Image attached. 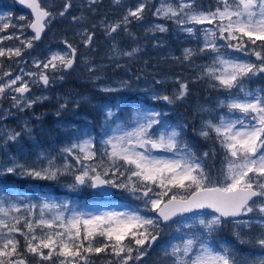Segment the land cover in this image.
Listing matches in <instances>:
<instances>
[{
    "label": "snow or ice",
    "instance_id": "obj_1",
    "mask_svg": "<svg viewBox=\"0 0 264 264\" xmlns=\"http://www.w3.org/2000/svg\"><path fill=\"white\" fill-rule=\"evenodd\" d=\"M97 2L89 0V5ZM20 3L26 5L33 15L26 25L33 31V36L21 41L24 48H32L33 41L41 38L56 15L64 16L72 7L71 0H65L63 10L53 14L41 5L40 0H20ZM114 3L119 4L120 0H114ZM147 6V0H139L137 6L128 8L120 20L104 23L105 34L111 37L122 29L134 35L129 32L128 25L133 20L142 21ZM154 15L174 20L181 26V31L189 35L202 32V46L197 50L185 48L182 59L191 61L197 52L216 53L211 63L204 66L201 78L210 80L214 88L223 89L228 99L219 101L220 105L226 106L230 112L243 114L249 119V124L245 125L241 118L229 119L224 116L218 117L216 123L212 120L203 122L198 134L207 139L214 133L224 154L222 166L215 175L212 167L206 164L210 152L205 151L197 156L190 145L181 139L186 125L166 126L164 131L152 136L150 130L153 125L161 123L159 118L162 115L155 111L137 112L142 122H138L134 129L103 141V155L108 157L106 167L102 158L97 165L83 164V161H92L97 156L92 138L64 150L74 155L80 165L74 170L68 163L57 167L54 158L48 159L47 167L26 166L15 159L10 166L0 164V176L14 174L39 180H56L72 171L74 183L71 187L89 184L93 188H123L142 200L147 212L153 213L149 216L136 209L99 214L71 211L68 215L66 213L70 210L66 204L46 200L39 206L37 215V206L25 205L20 197L19 203L10 202L7 205L0 200V264H27L25 259L20 258L22 253L17 234L24 238V251L37 257L39 264H51L54 257L58 258L59 264H92L91 255L100 253L111 254L115 264H135L157 242L161 225L185 214H192L189 219L202 226L208 237L225 223L234 225L238 237L245 230H252L256 224L260 229L256 242L264 246V89L254 93L244 86L246 79L264 74V0H217V6L208 10L198 7L196 0H178L176 4L162 3ZM72 20L82 21L83 16H73ZM198 25L214 27L198 29ZM9 26L3 24L4 29ZM149 30L164 33L168 28L156 24ZM82 35L86 37L83 43L88 46L95 34L84 29ZM221 40L226 43L218 44ZM64 43L69 51L53 52L43 61H34V66L40 71L27 73L29 79L16 75L0 83V98L11 90L18 94L11 96L15 106L23 104L31 107L36 101L26 98L31 91L30 84L48 86L57 73L73 68L77 49L66 40ZM221 48L246 53V58H225L219 55ZM139 50L133 48L121 52L113 43L116 55L131 57ZM22 54L21 47H0V57H21ZM88 70L92 72L95 69L89 66ZM4 76L11 77V74L5 72ZM63 78V75L59 76V79ZM157 83L163 84L164 81ZM177 83L178 87L172 95L154 94L152 98L169 104L184 100L190 92L189 82L178 77ZM233 89L236 91L233 92ZM105 115L111 118L115 113L108 109ZM19 135L16 132L9 138L15 140ZM153 149L173 155L156 156L152 154ZM77 152L80 154L77 155ZM110 174L114 178H108ZM119 177H125L124 182L118 183ZM0 191L6 193L7 189ZM253 213L258 215L257 220L243 219ZM164 258L170 260L171 264H246L227 248L214 250L199 235L171 244L164 249ZM255 264H264V260Z\"/></svg>",
    "mask_w": 264,
    "mask_h": 264
},
{
    "label": "rangeland",
    "instance_id": "obj_2",
    "mask_svg": "<svg viewBox=\"0 0 264 264\" xmlns=\"http://www.w3.org/2000/svg\"><path fill=\"white\" fill-rule=\"evenodd\" d=\"M41 2L53 14L59 13L65 6V0H41ZM71 2L72 7L64 16L56 15V18L52 20L45 35L41 37V41H33L32 48H24L21 41L31 39L33 36V32L26 26L32 17L29 18L30 14L28 12L12 9L13 0H0V7L6 6V4L11 7V10L6 9L0 12V18H2L0 19V38L13 37L12 39H0V47L5 49L21 47L23 53L21 57H0V77H3L0 83L7 82L9 78H14L16 75H24L25 79H29L26 75L27 73L40 71L34 66V61H43L53 52L66 53L69 51L64 43L65 40L78 50L77 64L72 71L57 73L56 78L48 86L30 84L31 91L26 94V98L36 101L31 107H26L23 104L19 107L15 106L11 96L18 94L13 93L11 90L6 91L4 97L0 98V164L10 166L11 161L15 159L18 163L26 166L47 167L48 159L54 158V163L57 167L68 163L74 170L80 165L76 162L74 155L66 153L64 150L75 143L92 138L97 156L92 161H83V164L97 165L101 163V158H103L106 160L103 162L106 167L108 166V157L103 156L105 149L103 141L110 136L122 135L123 132L134 129L138 122H142L137 117V112L158 111L156 107L149 105H134L131 116L127 121H121L116 117L119 110L117 102L115 104L102 99V97H99L100 92L121 91L127 94H134L142 100H148L149 103H155L158 100L152 98L154 94L172 95L173 91L178 87V77L183 81L189 82L190 92L184 100L177 101L179 105L174 108L177 109L180 108V105H185L192 110V116L197 114L195 117L197 122L194 124L197 134L204 121L212 120L213 123H216L220 116L229 119L241 118L244 120L245 125L249 124V119L243 114L230 112L226 106L220 105L219 101L228 99V94L223 89L214 88L210 80L201 78L204 66L211 63L213 57L217 55L216 53L197 52L191 61L182 59L185 48L197 50L202 46V32L198 31L195 36L189 35L181 31V26H178L174 20L154 15L156 8L160 7L162 3L170 2L176 4L178 0H147L148 6L144 12V19L139 22L133 20L128 25L129 32L134 35H129L128 32L121 29L111 37L105 34L104 23H114L120 20L128 8L137 6L139 0H120L119 4L114 3V0H98L96 4L91 6L89 5V0H71ZM196 3L198 7L205 10L214 9L217 6V0H196ZM73 16H83V20L74 22L72 20ZM21 17H24V19H21ZM4 23L10 26L4 29ZM156 24L165 25L168 31L164 33L150 31L149 29H152ZM21 25L25 27L22 28ZM208 27L214 26H197L198 29ZM84 29L95 34L92 43L88 46L83 43L86 39L82 35ZM114 42L121 52L131 51L133 48H139L140 50L131 57L116 55L113 52ZM224 43L226 42L218 41V44ZM219 55H224L225 58L231 59L246 58V53H234V51L227 48H221ZM177 57L181 59H175ZM251 59L255 60L254 57ZM128 64H132L133 67ZM89 66L94 67L95 70L90 72L88 70ZM5 72H9L11 77H5ZM60 75L64 77L62 80L59 79ZM157 81H164V83L160 84ZM244 86L246 90L254 93L264 89V74L246 79ZM105 89H112V91H105ZM235 91L233 89V92ZM52 98H55L56 104L65 105L63 108L68 114L78 112V109L83 110V113L78 114V118L83 123H87V125L77 129L78 131H75V134L71 136L70 143L56 151H42L38 148L39 146H34L33 142L29 146L28 144L25 146L20 145L25 140H35L32 132L37 131V129H33L31 126L32 121L35 122L37 119V123L41 124L46 115H59L57 111H37V113L34 111L36 105ZM164 102L168 106L173 105L166 101ZM78 106V109L72 108V110L68 111L69 107ZM108 109L115 113L111 118L105 115ZM176 109L164 111V114H175ZM89 112H99L101 117L105 116V121L99 126L93 125V117L90 116ZM66 117L67 115L63 116V118ZM159 119L161 123L153 125L150 130L153 137L164 131L166 126L176 127L177 125H182L181 122L179 124L167 116H160ZM71 127L70 125L65 128L69 130ZM27 129H31V131L29 132ZM93 129L98 131V149L95 143L96 133L93 132ZM16 132L20 133V135L15 140L10 139L9 136ZM207 139H213L211 142L216 145L211 150L223 162L224 154L215 138V134H210ZM79 154L77 152V155ZM152 154L164 157L173 155L166 151L158 153L154 149ZM221 162L218 165L214 160L212 161L214 175L221 168ZM76 174L79 173L77 172ZM108 178L114 177L110 174ZM124 180L125 177H119L117 182H124ZM55 181L57 182L56 184L52 180H39L31 177H19L14 174H5L0 176V189H7V192L0 191V200H4L5 205H7L10 202L19 203L18 197H20L25 205L37 206L35 209L37 215H39V206L46 200L48 202L66 204L70 210L66 213L68 215L71 214V211L99 214L104 211L136 209H139L142 214L153 215V213L144 209L143 201L138 199L137 196H134L126 189L113 186H110L115 194L113 200L79 207L70 194L82 193L80 191L91 188V186L85 184L71 187L74 183L72 171L59 176ZM57 191L62 193L57 195L55 193ZM93 193L97 195L96 191H93ZM191 216L192 214H185L175 224H170L169 226L161 225L160 239H158L153 248H164V244L161 243V237L164 233L171 236L175 234V231H178V240L174 244L181 243L182 240L188 239L192 235H199L201 239L207 240L210 247L220 251L225 246L221 239V228L213 233L219 236L217 241H214L213 234L208 237L202 226L193 223L189 219ZM258 218L256 213L243 217V219H252L254 221ZM221 227L231 230L234 234L237 231L231 223H225ZM259 236L260 229L256 224H254L252 230H245L241 236H236L240 242H255L256 251L251 254L248 252L244 253L239 258L245 261L246 264H255V262L264 260V246L256 242ZM227 249L229 250V248Z\"/></svg>",
    "mask_w": 264,
    "mask_h": 264
},
{
    "label": "trees",
    "instance_id": "obj_3",
    "mask_svg": "<svg viewBox=\"0 0 264 264\" xmlns=\"http://www.w3.org/2000/svg\"><path fill=\"white\" fill-rule=\"evenodd\" d=\"M1 8H5V6H2ZM133 67L132 64H128ZM102 99L111 101L112 103L117 102L119 105L118 110V117L127 121V119L131 116L132 109L134 105H154L157 107L162 114L163 111L166 109H171L172 107H177L179 104L177 102L173 103L172 106L165 105V103L161 100H158L156 103H149L148 100H142L141 98H138L134 94H127L121 91H113V92H100V96ZM149 103V104H148ZM62 105V104H61ZM61 105L56 104L55 98H52L50 100H47L41 104H38L35 106L34 111L37 113V111H57L59 113L58 116H54V114L46 115L44 120L41 124L37 123L38 120L36 119L35 122H31V126L33 129H37V131L32 132V136L35 140H25L20 145L25 146L28 144L30 145L31 142L34 143V146H39L40 150L42 151H56L59 150L63 146H67L71 141V136L75 134V131H78L77 129H80L83 127V125H87V123H83L78 118V114L83 113V110L78 109V107H69L68 111L72 110V108H77L78 112H74L72 114H68L65 110V108H62ZM162 106V107H161ZM169 107V108H168ZM180 113H183L184 116V125L187 127L184 128L181 139L190 145V147L193 149L195 154L197 156H201L204 151L208 149L211 150L215 147L214 144H212L211 140H201L195 135L196 127H195V116H192L187 109L185 111V108L180 105V108L176 109ZM90 116L93 117L92 124L95 126H99L105 121V116L101 117V114L99 112H89ZM64 115H67L66 118H63ZM167 115H175L174 113L167 114ZM72 126L69 128H65L66 126ZM73 131V132H71ZM93 132L96 133L97 136L98 131L93 129ZM76 136V135H75ZM200 139V140H199ZM97 149L99 148V142L96 141ZM210 152L209 157L206 160V164L211 166L214 170V166H212V161L214 160L218 165L221 162L216 156H212V152ZM105 156V155H103ZM215 158V159H214ZM103 159V158H102ZM106 160L103 159V162ZM222 163V162H221ZM54 184L57 182L55 180H52ZM53 184V185H54ZM57 195H59L60 191L55 192ZM74 201H76L79 205V207H83L85 205H93L106 202L105 199H103L100 196H97L93 193L91 188H86L85 190H82V193H74L70 194ZM166 233L161 237V243L164 244V248H150L148 249V253L146 256H144L140 261H136L135 264H171L170 260H167L164 258V249L167 247H170L171 244H174L177 242V236L179 235L178 231H175L174 235L168 236ZM220 234L222 236L223 243L225 244L224 248H229V252H232L235 254V256L239 259L242 254L244 253H253L256 251L255 249V242H240V240L235 236L234 232L231 230H226L224 227H221ZM20 240V251L22 253V257L27 261V264H39L38 258L33 256L30 253H27L24 251V238L21 235H18L16 237ZM214 240L217 241V238H219L218 234L213 235ZM90 260L92 264H109V262H112V264H115V258L111 254L107 253H100V254H92L90 257ZM44 264H49V262H44ZM51 264H59L58 258L54 257Z\"/></svg>",
    "mask_w": 264,
    "mask_h": 264
},
{
    "label": "water",
    "instance_id": "obj_4",
    "mask_svg": "<svg viewBox=\"0 0 264 264\" xmlns=\"http://www.w3.org/2000/svg\"><path fill=\"white\" fill-rule=\"evenodd\" d=\"M16 3L18 4V5H21V6H23V7H25V8H27L28 10H30L26 5H24V4H21L20 3V0H16ZM31 11V10H30ZM45 32V31H44ZM44 35V33L41 35V37ZM41 39V38H40ZM40 39L39 40H37V41H40ZM75 64H76V62H75ZM75 64H74V66H75ZM73 66V67H74ZM73 69V68H72ZM72 69H69V70H72ZM156 150H158V151H160V149H156ZM95 190H98V191H100L104 196H106V197H110L112 194H113V189L112 188H110L109 186H105L104 188H94ZM198 211H208V210H198ZM179 218V217H178ZM177 218H174V220H176ZM170 222H172V221H170ZM170 222H166V224H168V223H170ZM153 246H154V244H153Z\"/></svg>",
    "mask_w": 264,
    "mask_h": 264
}]
</instances>
